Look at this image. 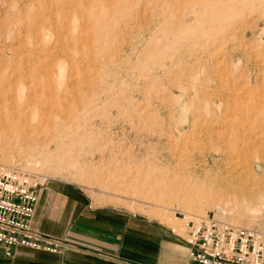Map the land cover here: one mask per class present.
Segmentation results:
<instances>
[{"label": "rangeland", "instance_id": "374dc122", "mask_svg": "<svg viewBox=\"0 0 264 264\" xmlns=\"http://www.w3.org/2000/svg\"><path fill=\"white\" fill-rule=\"evenodd\" d=\"M0 91L50 121L0 126L1 166L264 236V0H0Z\"/></svg>", "mask_w": 264, "mask_h": 264}, {"label": "crops", "instance_id": "0c3cea01", "mask_svg": "<svg viewBox=\"0 0 264 264\" xmlns=\"http://www.w3.org/2000/svg\"><path fill=\"white\" fill-rule=\"evenodd\" d=\"M35 230L65 238L71 246L48 251L0 244V264H189L186 227L109 206H93L68 185L40 186L32 218Z\"/></svg>", "mask_w": 264, "mask_h": 264}, {"label": "built area", "instance_id": "2783aa9c", "mask_svg": "<svg viewBox=\"0 0 264 264\" xmlns=\"http://www.w3.org/2000/svg\"><path fill=\"white\" fill-rule=\"evenodd\" d=\"M41 182L29 171L0 165V244L60 251L71 244L32 226ZM191 244L189 264H264V236L254 227L212 215L185 221Z\"/></svg>", "mask_w": 264, "mask_h": 264}, {"label": "bare ground", "instance_id": "6f19581e", "mask_svg": "<svg viewBox=\"0 0 264 264\" xmlns=\"http://www.w3.org/2000/svg\"><path fill=\"white\" fill-rule=\"evenodd\" d=\"M19 98L20 97L18 96L12 97V106L6 105V103H4L5 101L3 102L0 101V126L1 128L6 129L9 135H15L23 139L31 140L33 136L40 130V125L41 124L47 125L48 122L50 121L45 119V117H44L45 120H43V122H42L43 118H41L40 120L35 119L34 113L32 112V110L36 109L35 106L33 105L34 103L30 101L28 102L26 98L25 99L27 102L19 103ZM30 100H34V98H31ZM42 111L44 113L46 109L42 107ZM234 186H235L234 184H232L231 186L233 192H235V189H236ZM236 198L237 197L234 194L233 200ZM237 201H240V199Z\"/></svg>", "mask_w": 264, "mask_h": 264}]
</instances>
